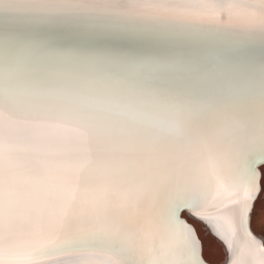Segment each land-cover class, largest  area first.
Instances as JSON below:
<instances>
[{
	"label": "snow or ice",
	"instance_id": "snow-or-ice-1",
	"mask_svg": "<svg viewBox=\"0 0 264 264\" xmlns=\"http://www.w3.org/2000/svg\"><path fill=\"white\" fill-rule=\"evenodd\" d=\"M262 181L264 0H0V264H264Z\"/></svg>",
	"mask_w": 264,
	"mask_h": 264
},
{
	"label": "rangeland",
	"instance_id": "rangeland-1",
	"mask_svg": "<svg viewBox=\"0 0 264 264\" xmlns=\"http://www.w3.org/2000/svg\"><path fill=\"white\" fill-rule=\"evenodd\" d=\"M263 185H264V181H263ZM261 199H264V194L262 195V197L260 198V200ZM260 200H258L257 205L254 208L253 217H252L254 230L256 232H258V234H260V228H259V218H260V213H261ZM188 218H190V220L193 221V223L197 226V228L199 230V233H200V236L202 238V241H204V244H205V257H206V259H208L209 256L211 255V257L214 260L223 262L222 259H223L224 256H222L223 255L222 254L223 253V250L221 249V248H223L222 247V243L215 236H213L210 232L207 231V229H206V227H205V225L203 223H201L200 221L198 222V220H196L195 218H192V217H189V216H188ZM213 237H215L216 240ZM216 243H218L217 246L220 244L221 247L220 246H218L219 248L215 247ZM214 252H216V253H214ZM218 254H220V257H218L219 256Z\"/></svg>",
	"mask_w": 264,
	"mask_h": 264
},
{
	"label": "bare ground",
	"instance_id": "bare-ground-1",
	"mask_svg": "<svg viewBox=\"0 0 264 264\" xmlns=\"http://www.w3.org/2000/svg\"><path fill=\"white\" fill-rule=\"evenodd\" d=\"M261 194H260V196L257 198V200H256V202L254 203V208H255V206L257 205V202H258V200H260V198L262 197V195L264 194V185H263V181L261 182ZM263 193V194H262ZM254 208H253V210H252V213H251V230H252V232H253V234L254 235H256L258 238H259V236H260V234H258V232H256L255 230H254V227H253V221H252V217H253V211H254ZM190 214H188L187 212H184V213H182V217H184L186 220H187V222L188 223H190V224H192L193 225V227L196 229V232H197V234H198V237H199V239L201 240V243H202V247H203V253H204V257H205V244H204V241H202V238H201V236H200V233H199V230H198V228H197V226L193 223V221H191L190 220V218H188V216H189ZM189 217H191V216H189ZM192 218H195L196 220H198V222L200 221L201 223H203L204 225H205V227H206V229H207V231L208 232H210L213 236H215L218 240H219V238L215 235V233H214V230L207 224V222H205V221H201V220H199L198 218H196V217H192ZM204 228V227H203ZM206 231V230H205ZM207 234V233H206ZM210 234V235H211ZM215 237H213V238H215ZM216 238H215V240H216ZM220 241V240H219ZM217 242V241H216ZM221 243H222V247L223 248H221L222 250H223V255L222 256H224L223 257V261H225L226 260V258H227V251H226V248H225V246H224V244H223V242L222 241H220ZM217 244L218 243H216V245H215V247H217V248H219L218 246H220V244L217 246ZM214 247V248H215ZM221 247V246H220ZM218 250V249H217ZM221 251V250H220ZM219 251V252H220ZM214 253H216V252H214ZM213 253V254H214ZM219 256L218 257H220V254H218ZM205 259H206V257H205Z\"/></svg>",
	"mask_w": 264,
	"mask_h": 264
},
{
	"label": "water",
	"instance_id": "water-1",
	"mask_svg": "<svg viewBox=\"0 0 264 264\" xmlns=\"http://www.w3.org/2000/svg\"><path fill=\"white\" fill-rule=\"evenodd\" d=\"M253 208H254V205H253ZM187 213H188V212H187ZM188 214H190V213H188ZM189 216L193 217L191 214H190ZM181 218L184 219V220H186V219H185L184 217H182V216H181ZM186 221H187V220H186ZM189 224H190V223H189ZM190 225L193 226L192 224H190ZM197 236H198V234H197ZM198 238H199V237H198Z\"/></svg>",
	"mask_w": 264,
	"mask_h": 264
}]
</instances>
